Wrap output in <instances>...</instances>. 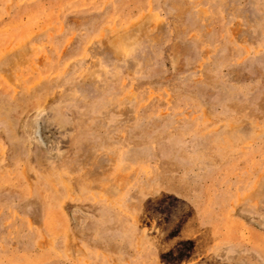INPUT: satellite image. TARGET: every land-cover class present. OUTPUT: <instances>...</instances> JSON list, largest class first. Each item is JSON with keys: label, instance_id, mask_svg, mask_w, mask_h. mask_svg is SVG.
<instances>
[{"label": "rangeland", "instance_id": "obj_1", "mask_svg": "<svg viewBox=\"0 0 264 264\" xmlns=\"http://www.w3.org/2000/svg\"><path fill=\"white\" fill-rule=\"evenodd\" d=\"M0 264H264V0H0Z\"/></svg>", "mask_w": 264, "mask_h": 264}]
</instances>
